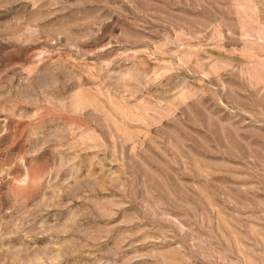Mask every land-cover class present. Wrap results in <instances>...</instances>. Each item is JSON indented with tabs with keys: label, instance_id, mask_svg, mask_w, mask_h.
I'll list each match as a JSON object with an SVG mask.
<instances>
[{
	"label": "rangeland",
	"instance_id": "obj_1",
	"mask_svg": "<svg viewBox=\"0 0 264 264\" xmlns=\"http://www.w3.org/2000/svg\"><path fill=\"white\" fill-rule=\"evenodd\" d=\"M0 264H264V0H0Z\"/></svg>",
	"mask_w": 264,
	"mask_h": 264
}]
</instances>
